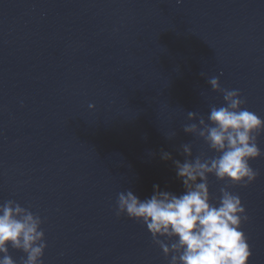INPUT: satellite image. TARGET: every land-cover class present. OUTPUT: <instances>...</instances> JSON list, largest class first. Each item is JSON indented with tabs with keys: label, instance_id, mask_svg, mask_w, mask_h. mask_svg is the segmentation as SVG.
<instances>
[{
	"label": "water",
	"instance_id": "water-1",
	"mask_svg": "<svg viewBox=\"0 0 264 264\" xmlns=\"http://www.w3.org/2000/svg\"><path fill=\"white\" fill-rule=\"evenodd\" d=\"M212 77L264 120V0H0V205L44 221L42 264H168L116 201L184 192L162 152L215 155L183 131L223 105ZM250 165L257 180L231 191L264 264V155ZM223 186L209 177L213 203Z\"/></svg>",
	"mask_w": 264,
	"mask_h": 264
},
{
	"label": "clouds",
	"instance_id": "clouds-1",
	"mask_svg": "<svg viewBox=\"0 0 264 264\" xmlns=\"http://www.w3.org/2000/svg\"><path fill=\"white\" fill-rule=\"evenodd\" d=\"M207 82L222 95L224 103L212 106L207 120L189 111L191 123L183 131L202 140L215 155L193 157L187 143L182 145L183 162L162 152L163 160L173 162L184 192L176 195L154 185L153 194L144 200L132 190L121 192L115 214L146 226L168 264H249L252 252L242 231L249 217L239 195L231 189L247 188L258 178L250 162L264 155L258 146L264 120L245 106L238 89H222L218 77ZM209 177L224 185L216 203L210 194ZM43 223L38 214L14 200L0 205V264H16L10 248L26 257L20 264H42L47 248Z\"/></svg>",
	"mask_w": 264,
	"mask_h": 264
}]
</instances>
